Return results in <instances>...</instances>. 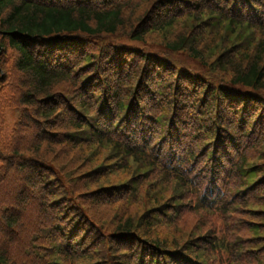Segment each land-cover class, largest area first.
<instances>
[{
    "label": "trees",
    "instance_id": "trees-1",
    "mask_svg": "<svg viewBox=\"0 0 264 264\" xmlns=\"http://www.w3.org/2000/svg\"><path fill=\"white\" fill-rule=\"evenodd\" d=\"M257 2L260 1L0 0V56L8 51L13 53V79L9 86L15 92L11 99L16 105L18 118L12 143L8 146L0 142L3 168L0 173V264H16L10 255V244L2 245V238L22 232L24 222L18 216L20 212H27L25 208L31 207L39 212L44 210L35 206L38 200H46L48 205L58 204V194L64 192L70 183L86 182L85 171L96 173L105 167L99 165L79 172L83 162L75 166L68 158L69 148L65 143H83L96 134L87 124L85 116L99 121L110 118L109 135L99 136L100 132L108 134L106 126L95 135L102 146L128 156L127 160L134 164L156 166L166 176L170 170L174 181L193 190L195 199L191 191L188 197L194 204L197 199L208 210L213 208L217 211L218 206L222 209L220 198H227L236 172L241 184L243 180L248 186L256 181L260 182L259 186L264 184V139L259 138L250 146L249 149L255 148L253 154L249 155L248 149L239 153L237 161L233 158L222 162L224 156L231 153L230 139L234 144L247 142L257 122L255 108L264 110V29L259 24L264 22V17L256 21L248 16L259 9ZM253 30L259 35L253 36ZM158 32L171 36L166 41H159L167 56L139 55L137 62L127 65L132 59L124 45L116 40L132 37L144 41L148 33ZM93 40L100 43H91ZM177 53L193 57L201 67H205L209 71L208 80L181 68L185 65L171 62L172 56ZM139 62L141 65H138ZM3 68L5 70L4 64ZM108 72L113 79L107 78ZM140 75L139 92H147L148 95L156 93L152 98L153 105L158 104L159 97L164 99L166 94L172 95L167 86L173 87V91L178 88L181 100L180 95L187 96L189 93L188 97L195 98L197 103L205 97L207 105L214 102L221 104L219 108L224 114H221L223 119L219 127L225 136L220 134L219 144H223L219 145L213 158L210 155V164L205 169L199 166L188 144L177 148L179 139L170 136L176 130L180 133L185 131L181 122L183 118L179 115L174 118L173 130L168 131V123L158 121L154 106H147L144 97H134L135 88L131 84ZM6 79L3 78L0 83H7ZM157 81L163 82L161 90L156 88ZM173 100L171 97L172 106L176 104ZM230 108L239 109L237 118L240 122H237L242 128L240 133L234 130L232 119L227 122L226 110ZM144 115L159 122L154 125L159 131L156 128L155 132L146 129L142 121ZM250 118L252 124H247ZM120 120H126L123 129L133 134L127 142L129 145L123 144L114 131ZM224 123L229 130H224ZM165 131L168 133L154 146L152 142L157 141L156 135H163ZM216 132L214 129L208 131V142L214 140ZM75 136L78 140L72 141ZM221 138H225L224 142ZM59 144L63 147L56 149ZM75 150L72 148V152ZM86 157L82 155L80 158L86 161ZM4 169L10 171L8 180ZM179 170L188 180L181 177ZM97 187L103 188L104 185ZM7 190L8 194L5 193ZM14 202L19 205L13 212ZM220 213L224 214L225 208ZM73 216L74 213L67 221ZM43 224L45 231L42 235L54 241L49 248L66 258L68 247L72 245L65 239L72 232H64L50 216L43 218ZM86 230L83 229L80 236L76 235L72 244L84 243L82 235ZM134 230L135 226L127 219L118 224L111 234L128 246L133 240L130 234ZM57 236L62 237L65 246L57 242ZM12 240L9 243H14ZM134 243V247L139 248L140 258L144 256L151 264L203 262L201 254L178 249V245L164 247L163 242L154 240L156 252L150 250L146 254V246L138 241ZM126 249L121 245L117 255L122 258L120 264H132V259L126 257L129 253ZM34 255L28 257L30 261L26 264L35 263L37 256ZM101 263L98 259L90 264Z\"/></svg>",
    "mask_w": 264,
    "mask_h": 264
},
{
    "label": "rangeland",
    "instance_id": "rangeland-1",
    "mask_svg": "<svg viewBox=\"0 0 264 264\" xmlns=\"http://www.w3.org/2000/svg\"><path fill=\"white\" fill-rule=\"evenodd\" d=\"M259 1L257 2L259 9L248 14L249 18H254L256 21L264 17V1ZM259 24L263 25L261 27L264 29V22ZM255 35H259V33L253 30V36ZM170 38L169 33L158 32L148 33L144 41L132 37H121L116 41L118 44L124 45L123 48L131 57V62L127 64L129 65L137 62L139 55L150 53L159 57L167 56V51L159 41H162V39L166 41ZM91 43H100V41L93 40ZM0 59L2 60L0 63V81L7 77V83H0V142L9 146L12 143L13 133L18 124L17 108L12 102V96L15 92L9 86L13 79V53L8 51L0 56ZM101 59L106 60L104 57ZM172 60L175 63L185 65L181 68L189 73L201 75L205 81L208 80L207 74L209 71H206L205 67H201L193 57L190 58L184 53H177L172 56L170 61L172 62ZM165 63L172 66L167 61ZM138 65H141V62ZM141 75L131 84L132 88H135L134 97H144L147 106L152 108L154 106L156 113L153 112L157 115L158 121L168 123V131L173 130L174 118L178 115L183 118V120H180L185 126V131L180 133L176 130L170 136L179 139L177 148L188 144L196 155L199 166L205 169L210 164V155L212 154L213 158L220 147L219 145L223 144L222 142L219 144L220 134L221 137L225 136L224 133L220 132L219 127L220 120L223 119L221 114H224V111L219 108L221 104L214 102L212 105H207L205 97L197 103L195 98L188 97L189 93H187V96L180 95L181 100L178 97V88L173 91V87L167 86L166 89H170L172 95L166 94L164 99L159 97L158 104L153 105L154 100L152 98L156 93L148 95L147 92L145 94L139 92ZM160 75L158 72L157 76L160 77ZM109 77L114 78L108 72L107 78ZM155 84H157L156 88L161 90L160 87L163 82L157 81ZM101 89L106 91L104 87H101ZM171 97L174 98L173 102L176 103L174 106H172ZM152 108L149 109L152 111ZM243 109L245 108L243 107ZM178 112L181 113L178 114ZM238 112L239 109L236 108L227 109L226 119L228 123L229 119H232L234 122L231 124L235 127H231H234V130L240 133L242 128L237 122H240L237 118ZM151 114L154 116L153 113ZM255 114H257L258 119L255 120L257 122L250 135H248L247 142L234 144V141L230 139L232 144L231 153L228 152L222 162H227L233 158H235L234 161H237L240 152L248 150L259 138L264 139V110L259 111L255 108ZM85 118L94 133H99L102 130L101 127L105 126L106 133H108L107 129H109L112 121L110 118H107V121L104 119L99 121L94 117L88 119V116H85ZM151 118L144 115L142 121H144L146 129H153L155 132L156 127L154 128V125L157 121ZM251 119L247 124H252ZM125 125L126 120H120L114 131L123 144L129 145L127 142L133 134L123 129ZM224 125V130H229V126H226L227 123H224ZM156 129L159 131V128ZM211 129L217 130V132L214 133V140L208 142V131ZM168 131L160 136L153 133L156 135L157 141H153L152 144L156 146L163 139L161 137ZM110 132L112 133V131ZM96 134L92 135V139L83 143H65L66 147L69 148V155H67L75 166L77 163L83 162V166L80 165L79 172L99 165L105 167L96 173H86L87 171H85L84 179L87 178L86 182L70 183L64 192L58 194V204L48 205V201L38 200L35 206L44 208L41 212L34 207L25 208L28 210L27 212L23 211L18 214L24 222L23 234L19 231L13 236H3L2 245L10 244V255L16 264L29 263L30 255L33 256L34 253H36L34 257L37 256V259L35 263L30 264H46L47 261L50 264H90L98 259L102 261L101 264H120L122 258L117 255L120 253L121 245L129 249L126 257L132 259V264H151L144 256L140 258L139 248L134 247V242L138 241L139 244L146 246L148 249L146 254H148L150 250H154V240L163 242L164 247L178 245V249L186 250L195 255L201 254L203 261L201 264H264V195L261 196L264 193V184L259 186L260 182L256 181L248 186L249 184L243 180V184L245 183L243 185L239 181L236 172L235 182L232 186L230 185L231 188L229 187L230 192H228L227 198H220L222 209L218 206L217 211L213 208L208 210L209 208L203 206L204 204L197 199L196 204H194L191 198L188 197L191 191L190 188L174 181L175 179L171 176L170 173L172 172L170 170V173L166 172V176L156 166L151 167L146 163L143 165L139 162L137 164L129 162L127 160L128 156L116 151L112 152L108 146H102L97 140ZM229 134L230 131L227 135ZM107 135L109 133H99L100 137H106ZM76 140L78 138L75 136L72 141ZM221 140L224 142L225 138H221ZM57 147H63V144L55 146L56 149ZM72 148L76 149L75 152H72ZM248 151L251 155L254 153L255 148L253 147ZM82 155L88 156L84 158L86 161L80 158ZM206 157L209 159L207 160ZM230 171L233 172L231 168ZM2 172L3 168L0 161V173ZM41 172L44 173V170H41ZM178 172L180 175L182 174L181 170ZM4 175H7L8 180L10 171L4 169ZM181 177L188 180L184 174ZM98 185H104V187L98 188ZM192 191L191 196L195 199ZM5 193L8 194V190ZM11 193L14 192L11 190ZM225 199L227 202H222ZM14 204L13 212L17 210V205H19L16 202ZM224 208L225 213H220ZM73 213L74 216L67 221ZM45 216L53 218L55 223L61 225L60 227L64 232L66 230L72 232L71 236L68 235L65 239L72 245L68 247L69 255L66 258L58 254L55 249L49 248L54 241L42 235L45 231L43 224ZM127 219L135 226V230L130 234L133 240H130L128 246L120 242L119 237L111 234L115 228L117 229L118 224ZM83 229H87L82 235V238L85 239L84 243L82 241L72 244L76 235L80 236ZM12 238L14 243H9L10 240L13 241ZM146 238L149 240H146ZM56 240L62 246L66 245L63 244L61 236H57ZM154 251L156 252V250Z\"/></svg>",
    "mask_w": 264,
    "mask_h": 264
}]
</instances>
